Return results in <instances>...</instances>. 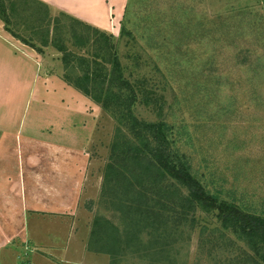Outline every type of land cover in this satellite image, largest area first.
I'll return each instance as SVG.
<instances>
[{"label": "rangeland", "instance_id": "rangeland-1", "mask_svg": "<svg viewBox=\"0 0 264 264\" xmlns=\"http://www.w3.org/2000/svg\"><path fill=\"white\" fill-rule=\"evenodd\" d=\"M127 2L122 11L118 8L116 13L110 12L107 26L98 29L117 41L125 79L131 84L146 79L148 87L155 89L156 98L160 101L163 97L160 104L164 111L160 116L149 106L137 105L136 117L145 123L164 125L175 152L206 191L219 200L237 204L244 212L264 217V0H131L125 25L133 33V41L119 38ZM52 13L57 11L52 9ZM67 48L78 54L85 52L68 44ZM61 56L50 47L43 49L40 58L63 76L68 73ZM95 106L98 113L88 144V181L72 221L73 229H55L53 236L52 226L46 225L42 240L45 244L71 246L82 243L87 252L82 257L87 264H170L173 259L169 256L144 254L145 238L138 247L145 259L137 258L134 244L121 246L126 227L121 215L109 206L122 191V199L126 200V185L118 179L112 195L108 189L103 192L118 125L112 115ZM110 179L115 178L111 175ZM102 219L108 220L116 235L118 258L98 254V248L117 254L116 246H104L105 240L98 245V237H91L93 224ZM59 224L55 226L61 227ZM204 225L208 229L202 233ZM28 226L31 240L34 224L30 221ZM34 237L40 239L39 235ZM183 237L190 239L180 246L178 264H256L245 261L252 254L243 243L219 230L207 217ZM40 250L59 258L58 250ZM34 254L27 247L14 261L50 264ZM6 257L2 252L1 262ZM117 259L121 262H114Z\"/></svg>", "mask_w": 264, "mask_h": 264}, {"label": "trees", "instance_id": "trees-1", "mask_svg": "<svg viewBox=\"0 0 264 264\" xmlns=\"http://www.w3.org/2000/svg\"><path fill=\"white\" fill-rule=\"evenodd\" d=\"M130 2L128 0L124 9L126 20L119 38L133 41L134 35L125 25ZM51 8L39 0H0V21L6 33L38 57L43 55V49L50 47L60 53L64 71L68 73L60 75L61 79L116 120L118 127L111 145L103 192L108 189L109 196L112 195L113 184L118 179L126 185V200L122 199V191L119 199H112L109 206L121 215L126 227L121 246L134 244L137 258L145 259L138 248L145 238L144 254L154 252L169 256L173 259L170 264H178L177 259L182 254L180 246L190 239L183 236L195 231L199 221L207 217L214 220L219 230L245 245L252 254L245 261L264 264V217L244 212L237 204L219 200L206 191L189 165L175 152L164 125L145 123L136 117L137 105L149 106L160 116L164 111L160 104L163 97L160 101L156 98L155 89L148 87L146 79L133 84L125 79L117 41L112 35L52 8L57 11L54 14ZM67 44L85 52L70 51ZM43 66L50 73L55 72L46 62ZM109 175L115 179H110ZM108 224L105 219L95 221L91 237H98V245L105 240L104 246L110 247V243L116 246L117 254L100 248L98 254L118 258L120 247ZM200 229L204 233L208 227L204 225ZM114 262L120 263L121 259Z\"/></svg>", "mask_w": 264, "mask_h": 264}, {"label": "crops", "instance_id": "crops-1", "mask_svg": "<svg viewBox=\"0 0 264 264\" xmlns=\"http://www.w3.org/2000/svg\"><path fill=\"white\" fill-rule=\"evenodd\" d=\"M39 1L102 29L110 12L125 5V0ZM43 62L0 21V264H17L15 256L27 247L50 264H87L82 243L45 244L41 234L46 225L53 236L55 229H73L88 181V144L98 108ZM45 247L58 250L59 258L40 250Z\"/></svg>", "mask_w": 264, "mask_h": 264}]
</instances>
